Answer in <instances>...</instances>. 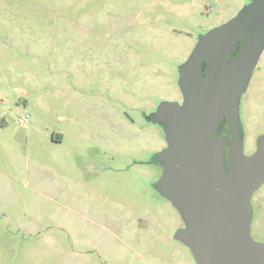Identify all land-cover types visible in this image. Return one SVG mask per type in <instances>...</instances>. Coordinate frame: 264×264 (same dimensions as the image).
<instances>
[{
	"label": "rangeland",
	"instance_id": "obj_1",
	"mask_svg": "<svg viewBox=\"0 0 264 264\" xmlns=\"http://www.w3.org/2000/svg\"><path fill=\"white\" fill-rule=\"evenodd\" d=\"M246 3L0 0V264H197L154 186L166 140L145 115L181 102L179 65ZM239 128L251 155L264 134V49ZM251 205L262 242L264 182Z\"/></svg>",
	"mask_w": 264,
	"mask_h": 264
},
{
	"label": "water",
	"instance_id": "obj_2",
	"mask_svg": "<svg viewBox=\"0 0 264 264\" xmlns=\"http://www.w3.org/2000/svg\"><path fill=\"white\" fill-rule=\"evenodd\" d=\"M263 49L264 0H249L200 35L179 65L181 102L162 101L148 116L164 125L166 140L156 154L162 173L154 186L179 211L184 226L174 235L197 264H264V242L250 234V198L264 182V134L245 155L239 128V99ZM223 119L226 169V136L215 137Z\"/></svg>",
	"mask_w": 264,
	"mask_h": 264
},
{
	"label": "flooded vegetation",
	"instance_id": "obj_3",
	"mask_svg": "<svg viewBox=\"0 0 264 264\" xmlns=\"http://www.w3.org/2000/svg\"><path fill=\"white\" fill-rule=\"evenodd\" d=\"M247 2H249V0H247ZM232 54V53H231ZM231 54L229 55V58H231L230 56H231ZM204 63V64H203ZM204 65V66H203ZM205 67H206V62L205 61H202V64H201V69H200V72H199V75H204V69H205ZM127 114V113H126ZM145 118L146 119H149L150 120V118L147 116V115H145ZM132 122H134L133 120H132ZM221 136H226V146H225V156H224V167H225V169H226V161H227V151H228V145H229V141H230V137H229V135H228V133H227V130H226V127H225V129L224 130H222V129H220V124H219V126H218V128H217V130H216V133H215V137L216 138H219V137H221ZM157 154V153H156ZM157 158V157H156ZM158 159V158H157ZM156 161H158L159 162V160H156ZM251 197H252V195H251ZM250 203H251V198H250ZM252 206V205H251ZM253 212H254V210H253V208H252V215H253ZM252 215H251V219H252ZM250 223H251V221H250ZM251 234V233H250ZM252 236V235H251ZM253 238V237H252ZM254 239V238H253ZM255 240V239H254ZM262 242H264V241H262Z\"/></svg>",
	"mask_w": 264,
	"mask_h": 264
},
{
	"label": "trees",
	"instance_id": "obj_4",
	"mask_svg": "<svg viewBox=\"0 0 264 264\" xmlns=\"http://www.w3.org/2000/svg\"><path fill=\"white\" fill-rule=\"evenodd\" d=\"M240 45H241V42H239V44L237 45L236 49L232 52V54H231L230 57H232V56L237 52V50H238V48L240 47ZM203 64H204V63H203ZM203 66H204V65H203ZM225 127H226V119H223V120L221 121V123H220V129L224 130ZM156 160H158V159L156 158Z\"/></svg>",
	"mask_w": 264,
	"mask_h": 264
},
{
	"label": "crops",
	"instance_id": "obj_5",
	"mask_svg": "<svg viewBox=\"0 0 264 264\" xmlns=\"http://www.w3.org/2000/svg\"><path fill=\"white\" fill-rule=\"evenodd\" d=\"M61 138H62V137L60 136V137L55 138V139H57V141H59V140H61ZM52 139H53V137H52Z\"/></svg>",
	"mask_w": 264,
	"mask_h": 264
},
{
	"label": "built area",
	"instance_id": "obj_6",
	"mask_svg": "<svg viewBox=\"0 0 264 264\" xmlns=\"http://www.w3.org/2000/svg\"><path fill=\"white\" fill-rule=\"evenodd\" d=\"M20 122H22V124L25 125V121L23 119Z\"/></svg>",
	"mask_w": 264,
	"mask_h": 264
}]
</instances>
